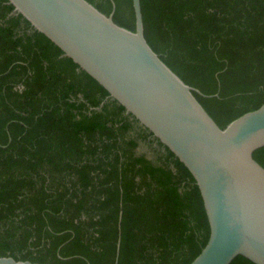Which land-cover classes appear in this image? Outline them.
I'll list each match as a JSON object with an SVG mask.
<instances>
[{
    "label": "trees",
    "instance_id": "16d2710c",
    "mask_svg": "<svg viewBox=\"0 0 264 264\" xmlns=\"http://www.w3.org/2000/svg\"><path fill=\"white\" fill-rule=\"evenodd\" d=\"M113 1L134 30L132 0ZM140 2L147 42L221 128L264 103V0ZM253 157L264 167V147ZM119 237L117 264H190L209 238L193 175L0 0V257L115 264Z\"/></svg>",
    "mask_w": 264,
    "mask_h": 264
},
{
    "label": "water",
    "instance_id": "95a60500",
    "mask_svg": "<svg viewBox=\"0 0 264 264\" xmlns=\"http://www.w3.org/2000/svg\"><path fill=\"white\" fill-rule=\"evenodd\" d=\"M14 12L93 77L187 167L199 187L209 238L190 264H264V103L221 128L144 35L140 0L135 29L88 0H8ZM121 220V215H120ZM119 220V222H120ZM120 237L117 243L118 263ZM0 264H39L1 256Z\"/></svg>",
    "mask_w": 264,
    "mask_h": 264
},
{
    "label": "rangeland",
    "instance_id": "374dc122",
    "mask_svg": "<svg viewBox=\"0 0 264 264\" xmlns=\"http://www.w3.org/2000/svg\"><path fill=\"white\" fill-rule=\"evenodd\" d=\"M140 153H147V155L151 156V150L146 145H141L138 149Z\"/></svg>",
    "mask_w": 264,
    "mask_h": 264
}]
</instances>
